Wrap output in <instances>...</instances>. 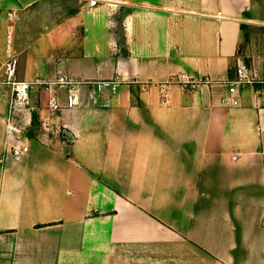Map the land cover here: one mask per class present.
I'll return each mask as SVG.
<instances>
[{"label": "crops", "instance_id": "1", "mask_svg": "<svg viewBox=\"0 0 264 264\" xmlns=\"http://www.w3.org/2000/svg\"><path fill=\"white\" fill-rule=\"evenodd\" d=\"M107 1L0 0V54L16 21L17 78L42 82L12 120L35 119L20 161L0 103V264H264V34L253 84L221 104L253 1ZM181 73L211 82L163 84ZM61 75L118 84L68 109Z\"/></svg>", "mask_w": 264, "mask_h": 264}, {"label": "built area", "instance_id": "2", "mask_svg": "<svg viewBox=\"0 0 264 264\" xmlns=\"http://www.w3.org/2000/svg\"><path fill=\"white\" fill-rule=\"evenodd\" d=\"M86 7L88 9L95 8L100 4L107 3V0H85ZM10 16V14H9ZM15 63L13 61L12 68H9L8 75L6 77V83L11 86V108L10 115L7 117V129L6 134L9 138L7 142V151L8 154L14 161H20L27 153L29 152V146L26 143L27 138L24 131L17 127L12 121V109L19 108L29 104L30 90L37 83L32 82H21L16 81L14 78L15 72ZM9 66V67H10ZM236 75L232 80L227 81L228 84V93L231 95L230 98L224 97L221 99L222 105H237L238 99L235 97L240 88L246 85H252L254 80L247 68V66L242 63L240 60L236 65ZM211 81L208 78H199L194 79L187 74L181 73L173 78L165 81L163 84H178L184 89L195 90L200 86L209 84ZM39 84V83H38ZM92 84L97 92L103 91L106 87L114 88L115 84H118L116 81H78L74 79H68L65 75H61L55 81L48 83V85L56 86L57 89L65 88L67 90V95L65 99V108L71 109L80 105L81 96H82V87L85 85ZM169 92L164 90L160 101L163 104H167L169 101ZM47 107L51 112L60 111L63 106L60 103V97L58 95H52L48 100ZM12 140V141H10Z\"/></svg>", "mask_w": 264, "mask_h": 264}, {"label": "rangeland", "instance_id": "3", "mask_svg": "<svg viewBox=\"0 0 264 264\" xmlns=\"http://www.w3.org/2000/svg\"><path fill=\"white\" fill-rule=\"evenodd\" d=\"M253 1V9H252V14L255 18H257L258 21H256L255 24L248 26L247 29H245V33L243 34V39L241 42V46L239 48V52H238V56H239V60L244 63L245 65H250L251 63V56L253 54V52H255L258 49V45L256 44L255 46H253V42L258 40V38H260V36L263 34V31L260 29V27H264V0H252ZM47 13H49V11H47ZM35 14V13H34ZM33 16V15H32ZM27 17V15H26ZM29 18V16H28ZM30 21L33 19H29ZM35 21V20H34ZM11 25H13V31L10 34L9 37V42L11 46H14L17 48L15 49L14 52H11L10 55L7 57V53H3L2 55L0 54V103H4L6 101V104L8 105L7 107V116H9L10 114V108H11V86L9 84H7L6 81V77L8 75V71L9 68H12V64L13 61H16L15 63V72H14V78L16 81H21V82H32V83H40L41 81L38 79V77L36 78H32L30 80H19L17 78V67L18 64L20 63V56L21 54L18 53V50L22 49L23 47H25L26 42H30L33 40V36L32 34L29 35V37L25 36V35H21V29L20 28H16L17 24L16 21L15 23H10ZM248 33V35H247ZM7 32H4V34H2V36L0 35V41H1V45L5 48V46L7 45ZM245 37L248 38V40L245 39ZM3 39V40H2ZM248 41V43L244 44V42ZM244 44V45H243ZM5 54V55H4ZM23 54H25L23 52ZM22 54V55H23ZM11 65V66H10ZM10 66V67H9ZM19 70V68H18ZM23 71V70H22ZM42 83V82H41ZM35 84L36 86H39ZM35 85L33 86V88L30 90V98H29V104L25 105V106H21L19 108H15L12 109V120L13 117H17V114L20 112V109H28V112L32 111H36V104H37V97H35V93L32 94V91L37 89L35 87ZM37 92V91H36ZM24 114H22V116H20L21 120L18 121V123H15V125L19 128H21L25 135L28 134L29 131H31L32 126H30V124H25V120H24ZM17 119H19L17 117ZM41 122V121H40ZM39 123V122H37ZM37 125V124H36ZM42 126V125H41Z\"/></svg>", "mask_w": 264, "mask_h": 264}, {"label": "trees", "instance_id": "4", "mask_svg": "<svg viewBox=\"0 0 264 264\" xmlns=\"http://www.w3.org/2000/svg\"><path fill=\"white\" fill-rule=\"evenodd\" d=\"M243 29H245V26H244V25H243ZM260 29L263 31V34H264V27H263V28L260 27ZM34 114H35V113H33V119L36 117ZM34 120H35V119H34ZM34 120L32 121L33 123H31V124H32V128H33V126H35V122H34ZM33 131H34V129H32L31 131H29V132H28V135L31 136L32 133H33Z\"/></svg>", "mask_w": 264, "mask_h": 264}]
</instances>
